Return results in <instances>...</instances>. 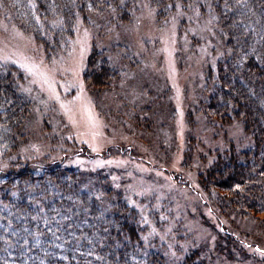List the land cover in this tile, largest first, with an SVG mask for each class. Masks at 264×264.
Instances as JSON below:
<instances>
[{"label": "rangeland", "instance_id": "obj_1", "mask_svg": "<svg viewBox=\"0 0 264 264\" xmlns=\"http://www.w3.org/2000/svg\"><path fill=\"white\" fill-rule=\"evenodd\" d=\"M130 1L120 18L76 14L72 36L46 45L0 11V63L30 106L0 180L25 165L71 167L107 212L140 216L142 249L163 264H264V221L224 209L202 183L229 143L251 144L239 121L201 110L224 59L211 14L177 4L160 19ZM94 50L119 74L100 91L84 80Z\"/></svg>", "mask_w": 264, "mask_h": 264}, {"label": "trees", "instance_id": "obj_2", "mask_svg": "<svg viewBox=\"0 0 264 264\" xmlns=\"http://www.w3.org/2000/svg\"><path fill=\"white\" fill-rule=\"evenodd\" d=\"M148 1L160 19L177 4L211 14L224 59L209 79L211 94L201 110L209 111L208 120L239 121L251 144L236 150L229 143L201 174L202 183L207 188L210 178L224 209L264 221V0ZM130 2L0 0V11L46 45L45 38L57 43L72 36L76 14L120 18ZM102 54L94 50L84 71L85 82L97 91L119 75ZM11 81L0 63V159L17 149L30 107ZM35 171L29 165L12 168L0 180V264H163L159 254L144 253L146 225L134 210L107 212L95 193L81 189L71 167L52 163ZM116 204L124 206L121 199Z\"/></svg>", "mask_w": 264, "mask_h": 264}]
</instances>
